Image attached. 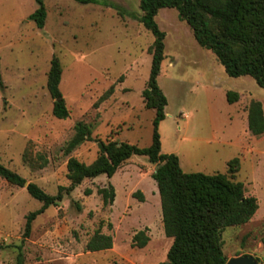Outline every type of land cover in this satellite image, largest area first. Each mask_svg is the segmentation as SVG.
<instances>
[{
    "label": "rangeland",
    "instance_id": "1",
    "mask_svg": "<svg viewBox=\"0 0 264 264\" xmlns=\"http://www.w3.org/2000/svg\"><path fill=\"white\" fill-rule=\"evenodd\" d=\"M45 4L47 19L39 28L29 18L36 0H0V162L57 194L70 184L71 156L85 163L98 156L96 139L150 145L155 111L145 107L142 91L155 38L142 22L140 0ZM156 20L167 34L159 76L168 98L159 127L162 152L177 154L187 172L231 175L233 168L234 178L260 207L249 222L224 230V252L228 259L251 254L264 264V133L248 128L249 103L260 100L264 108V89L250 75H228L216 55L198 44L176 8H161ZM54 55L63 66L66 119L53 115L47 88ZM111 86L113 94L96 105ZM228 91L237 92V100L230 103ZM79 121L90 125L93 139L68 154ZM232 159L237 162L229 164ZM155 169L147 156L133 155L113 177L85 179L37 216L23 243L27 215L43 203L26 185L0 176V264L165 263L172 238L164 231ZM109 182L116 196L104 206L98 189ZM99 228L113 236V247L89 251L87 242ZM140 230L150 237L144 247L133 245Z\"/></svg>",
    "mask_w": 264,
    "mask_h": 264
},
{
    "label": "trees",
    "instance_id": "2",
    "mask_svg": "<svg viewBox=\"0 0 264 264\" xmlns=\"http://www.w3.org/2000/svg\"><path fill=\"white\" fill-rule=\"evenodd\" d=\"M78 1L87 3L94 0ZM36 3L37 8L29 18L43 28L47 7L45 0H36ZM140 6L142 22L155 38L150 48V74L142 91L145 107L155 111L152 141L148 146H139L127 141L96 139L98 156L91 163L71 156L67 162L70 184L60 187L57 194H50L37 183L28 182L26 187L30 195L43 204L27 215L22 243L30 236L37 216L49 206L61 202L85 179L102 174L113 177L122 163L133 155H145L150 163L156 164L153 177L160 194L164 231L172 238L167 261L172 264H226L224 230L228 226L249 222L259 208V201L255 195L246 194L244 183L234 178L233 168H230L231 175L187 172L177 154L162 152L159 127L166 118L168 98L159 84V76L166 56L167 34L160 28L156 16L161 8H176L180 19L190 26L198 44L216 55L228 75H250L264 89V0H140ZM62 74L61 60L54 55L48 71L47 88L53 99L52 113L58 119H66L70 114L61 90ZM113 92L114 86H111L99 97L96 105L107 100ZM237 98V92H227L230 103ZM248 128L255 135L264 133V108L260 100L252 99L249 103ZM92 139L90 125L79 121L65 152L69 154L84 141ZM42 160L45 165L47 159L42 157ZM233 162L237 160L232 159L229 164ZM0 176L19 186H25L27 182L20 173L1 162ZM98 192L104 206L113 204L116 190L111 182L100 187ZM90 193L91 189H87L86 194ZM139 194L137 191L134 196ZM149 239L146 231L140 230L133 237V245L144 247ZM112 247L113 236L102 232L101 228L94 232L86 245L89 251Z\"/></svg>",
    "mask_w": 264,
    "mask_h": 264
},
{
    "label": "water",
    "instance_id": "3",
    "mask_svg": "<svg viewBox=\"0 0 264 264\" xmlns=\"http://www.w3.org/2000/svg\"><path fill=\"white\" fill-rule=\"evenodd\" d=\"M28 185V182L25 183ZM164 264H172L170 261H166ZM226 264H260L258 259L251 254H241L238 256H233L229 258Z\"/></svg>",
    "mask_w": 264,
    "mask_h": 264
},
{
    "label": "crops",
    "instance_id": "4",
    "mask_svg": "<svg viewBox=\"0 0 264 264\" xmlns=\"http://www.w3.org/2000/svg\"><path fill=\"white\" fill-rule=\"evenodd\" d=\"M181 160V159H180ZM259 207H260V204H259ZM259 209V208H258ZM256 215V214H255ZM254 217V216H253Z\"/></svg>",
    "mask_w": 264,
    "mask_h": 264
}]
</instances>
